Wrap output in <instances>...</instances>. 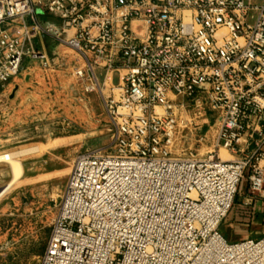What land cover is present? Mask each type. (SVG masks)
<instances>
[{"label": "built area", "instance_id": "1", "mask_svg": "<svg viewBox=\"0 0 264 264\" xmlns=\"http://www.w3.org/2000/svg\"><path fill=\"white\" fill-rule=\"evenodd\" d=\"M40 36L111 86L112 135L74 159L39 264H264V234L219 229L245 176L264 181V0H0V100L24 60L50 65ZM188 111L241 157L173 155Z\"/></svg>", "mask_w": 264, "mask_h": 264}, {"label": "rangeland", "instance_id": "2", "mask_svg": "<svg viewBox=\"0 0 264 264\" xmlns=\"http://www.w3.org/2000/svg\"><path fill=\"white\" fill-rule=\"evenodd\" d=\"M38 39L33 43L50 65L44 68L36 59L24 60L19 73L2 88L0 157L27 153L13 155L22 167L16 179L6 159L0 160V190L8 186L0 195V264L40 263L74 159L85 150H108L111 144L104 110L111 86L90 84L85 71L79 76L83 61L66 44L50 36ZM113 81L117 83V73ZM185 118L193 120L191 131L181 126L172 153L198 156L214 144L215 120L210 112L188 111ZM211 125L214 135L202 140ZM217 153L222 160H235L231 150ZM222 235L231 241L230 231Z\"/></svg>", "mask_w": 264, "mask_h": 264}, {"label": "crops", "instance_id": "3", "mask_svg": "<svg viewBox=\"0 0 264 264\" xmlns=\"http://www.w3.org/2000/svg\"><path fill=\"white\" fill-rule=\"evenodd\" d=\"M233 153L235 160L241 157L240 152ZM219 229L222 234L226 230L230 231L231 235L228 238L231 241L258 238L264 234V181L261 188L253 189L245 176L239 185L234 203Z\"/></svg>", "mask_w": 264, "mask_h": 264}, {"label": "bare ground", "instance_id": "4", "mask_svg": "<svg viewBox=\"0 0 264 264\" xmlns=\"http://www.w3.org/2000/svg\"><path fill=\"white\" fill-rule=\"evenodd\" d=\"M39 1H42V0H39ZM205 118V117H204ZM186 119V118H185ZM206 120V119H205ZM214 132H215V126L214 125H211L210 127H209V129H208V131L206 132V134H205V136L202 138V140L203 139H207V138H210L212 135H214ZM241 140H243V138L241 139ZM240 140V141H241ZM181 142V141H180ZM184 142V141H183ZM182 142V143H183ZM211 142V141H210ZM241 143H242V141H241ZM191 144V143H190ZM189 144V145H190ZM182 146V145H181ZM34 149V148H33ZM176 149V148H175ZM182 150V149H181ZM207 150H209V151H207ZM218 150H222V151H224V152H226V148H224V147H220ZM23 151V150H22ZM21 151V152H22ZM29 151H32V149H29ZM177 151V150H176ZM20 152V151H19ZM19 152H15L14 154L16 155V153L19 155H21V152L19 153ZM23 152H25V153H27L26 151H23ZM214 152H217V149H215V145L212 143V144H210L208 147H205V149H203V151H201L199 154H198V157H202V156H208V155H210V154H213ZM220 152V151H219ZM176 153V152H175ZM178 153V152H177ZM12 154V153H11ZM6 154V155H4V156H2L4 159H2L1 157H0V160L2 159V160H4L5 161V159H6V161H7V164L9 165V167H10V169H11V172H12V174H13V177L16 179L18 176H20V174L22 173V167H21V165L19 164V162L14 158L15 157V155L14 154ZM22 154H24V153H22ZM224 154H226V153H224ZM13 155H14V157H13ZM17 155V156H18ZM227 156H228V154H226ZM178 156H181V154H178ZM184 156V155H183ZM220 156V155H219ZM222 157H224L223 155H222ZM15 181V180H14ZM10 186V185H9ZM7 187L8 186H6L5 188H3V189H1L0 190V195L7 189ZM59 193V192H58Z\"/></svg>", "mask_w": 264, "mask_h": 264}]
</instances>
